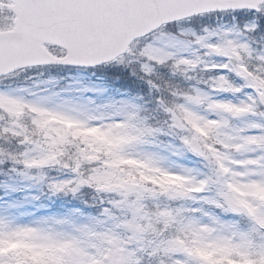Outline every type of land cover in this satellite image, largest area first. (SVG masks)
Wrapping results in <instances>:
<instances>
[{
  "label": "snow or ice",
  "instance_id": "snow-or-ice-1",
  "mask_svg": "<svg viewBox=\"0 0 264 264\" xmlns=\"http://www.w3.org/2000/svg\"><path fill=\"white\" fill-rule=\"evenodd\" d=\"M0 15L8 16L0 31L15 29L0 36V82L43 66L99 71L109 88L127 89L108 97L106 113L71 116L49 107L51 96L30 106L123 136L117 161L183 178L163 185L129 177L101 191L86 177L111 157L57 162L52 148L17 135L0 146V174L13 181L5 187L35 180L52 196L82 187L93 198L58 214L56 227L45 215L7 237L0 231V249L23 236L45 251L39 264H213L199 251L212 248L264 264V200L251 195L264 189V0H0ZM0 96H12L9 85ZM19 207L5 202L0 214ZM14 256L0 251V264H16Z\"/></svg>",
  "mask_w": 264,
  "mask_h": 264
},
{
  "label": "rangeland",
  "instance_id": "rangeland-1",
  "mask_svg": "<svg viewBox=\"0 0 264 264\" xmlns=\"http://www.w3.org/2000/svg\"><path fill=\"white\" fill-rule=\"evenodd\" d=\"M85 89L82 87L81 92L83 94V91ZM5 98H9V102L10 103H16L17 100L15 98H20L19 96L15 95L12 93V96H3ZM64 96H61L60 98H55L53 97V100L48 104L49 107H55L56 105H62V107L60 108V111L62 112H66L71 116H79L81 119H83L84 117L81 115L82 112H88L91 111L92 108L89 106L91 105L90 102L88 101V103L85 102L84 97H77L76 99H72V98H63ZM40 99V98H39ZM35 100V99H34ZM32 100V101H34ZM66 102V103H65ZM0 104L1 105H6L5 101L2 100V98L0 97ZM51 117H55L58 120H62L63 122H67V121H75L73 119H66L61 117L58 114L55 113H41V118H42V123H49L47 125V131H49L51 138L52 139H56V135L58 136H62L65 134L64 131V126L61 125L59 122L58 123H53L51 122ZM0 119H2L0 117ZM77 124L84 128V129H88V130H92L94 127H84L82 126L80 123L77 122ZM103 131H106V129H103ZM113 133L110 130H107V134H102V136H109L112 135ZM118 137H114L113 136V141L110 147H113V149L115 147H117L120 143H122L123 141L120 139V136L117 135ZM110 139V138H109ZM108 139V144H110V141ZM36 162V161H35ZM37 162H41L39 160H37ZM104 176V181H106L107 183H109V179L108 177H114V175L112 174H108L106 175L105 173L102 174ZM178 180H181L180 182H178V184H180L183 180L182 177H174V176H167L166 179H164V181L162 183L166 184V185H177L175 183H177ZM251 195L258 197L261 200H264V189H257V191L251 193ZM25 210L28 209V207L25 206L24 208ZM20 212L17 211L16 215H4V214H0V231H2L5 234V237H7L8 235V231L9 228L17 225L18 223H21L25 220H31L34 219L32 217V215L29 212H23L29 215H25L24 217L19 215ZM51 225L53 227H56L55 222H51ZM23 239L22 241H27V239L23 236H21ZM16 239V238H14ZM11 241L12 239H5L4 241ZM3 247L6 248L7 246L3 244ZM34 248L37 249V246L34 245ZM42 250H37L36 255H38L39 252H41ZM18 264H24V263H18Z\"/></svg>",
  "mask_w": 264,
  "mask_h": 264
}]
</instances>
